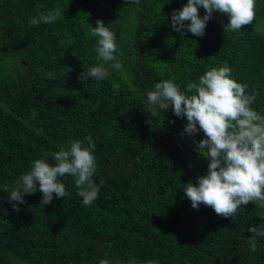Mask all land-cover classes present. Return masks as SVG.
I'll list each match as a JSON object with an SVG mask.
<instances>
[{"label": "trees", "instance_id": "obj_1", "mask_svg": "<svg viewBox=\"0 0 264 264\" xmlns=\"http://www.w3.org/2000/svg\"><path fill=\"white\" fill-rule=\"evenodd\" d=\"M187 2L0 0V264H264V237H256L255 252L246 243L250 227L264 230V202L228 218L203 204L194 209L183 189L207 173L193 142L205 135L185 133L186 117L150 106L147 97L162 80L183 90L227 64L249 94L258 93L252 107L264 115V0L240 31H229L230 18L214 10L203 36L171 27L173 11ZM57 8L55 23L29 25ZM97 20L114 23L127 79L120 72L80 79L97 64V38L89 37ZM88 135L98 198L85 206L66 175L65 198L54 194L41 205L37 182L15 211L6 189L44 153Z\"/></svg>", "mask_w": 264, "mask_h": 264}, {"label": "clouds", "instance_id": "obj_2", "mask_svg": "<svg viewBox=\"0 0 264 264\" xmlns=\"http://www.w3.org/2000/svg\"><path fill=\"white\" fill-rule=\"evenodd\" d=\"M139 4L140 0H128L129 6L139 7ZM201 7L205 9L202 18ZM214 10L230 18L229 31H240L255 20L256 0H188L182 9L173 11L171 27L181 35L187 29L195 36H203ZM60 16L57 8L32 17L29 25L55 23ZM186 21L190 24L186 25ZM96 24L89 37L97 38L94 49L97 64L87 74L83 71L80 79L85 81L93 77L102 81L112 72H120L127 79L114 23L106 26L103 20H97ZM70 71L67 68V73ZM47 75L53 78L55 71ZM129 87L136 91L131 81ZM247 89L248 85L233 78L232 69L225 64L207 70L198 82H189L183 90L168 79L156 83L147 93L150 106L158 105L164 111L172 106L177 117H186L185 133L196 135L202 131L205 135L204 139L193 142L198 145V155L208 161L207 173L196 178L198 183L190 181L183 189L194 209L203 204L228 218L249 202H264V115L252 107L258 93L249 94ZM158 116L163 119L162 115ZM95 148L92 136L88 135L69 141L67 147L61 146L57 152L44 153L42 158L32 162L30 171L21 175L11 189H6L10 192L8 202H17L13 209L19 211V205L25 203V195L37 191V182L43 193L41 205L51 203L54 194L56 198H65L68 193L62 178L71 175L83 204L91 205L100 192V186L92 179L97 171ZM49 156L54 158V164L48 162ZM249 231L253 235L246 243L255 252L256 237H264V230L252 226ZM100 264H109V261L102 259ZM149 264L158 262L150 261Z\"/></svg>", "mask_w": 264, "mask_h": 264}]
</instances>
